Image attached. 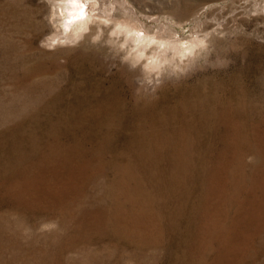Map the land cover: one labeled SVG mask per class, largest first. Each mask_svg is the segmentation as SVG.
<instances>
[{
	"label": "rangeland",
	"instance_id": "obj_1",
	"mask_svg": "<svg viewBox=\"0 0 264 264\" xmlns=\"http://www.w3.org/2000/svg\"><path fill=\"white\" fill-rule=\"evenodd\" d=\"M50 2L0 0V264H264V0H79L48 48Z\"/></svg>",
	"mask_w": 264,
	"mask_h": 264
},
{
	"label": "bare ground",
	"instance_id": "obj_2",
	"mask_svg": "<svg viewBox=\"0 0 264 264\" xmlns=\"http://www.w3.org/2000/svg\"><path fill=\"white\" fill-rule=\"evenodd\" d=\"M86 13L88 14L86 19L89 21L86 23L88 32H91L93 28H95L98 30V34H100L102 30L101 29L102 26L107 25L108 22H110V19L107 17H103V16L101 17L96 14L88 13L87 11ZM114 23L115 24L112 27L111 35L114 31H119V35H113L112 37L114 39L119 37L122 45H125L127 42L133 43V40L135 39V37H130L127 40V42L125 41V37L129 33H134L138 31L134 29L129 22L115 21ZM92 25L95 27H93ZM105 27H110V26H105ZM82 33L80 35H82ZM157 37H148L146 34H142V37H141L142 42L139 45H136L134 43L132 44L133 47L135 48V51L134 53H132L131 60L133 62H136V61H140L142 57H146L145 59L146 62L144 64H145V68L147 69H154L156 68V66L159 67V65H162L165 62H167L170 65L173 64L175 66L178 63V59L179 61L184 62V60H181V59L187 58L186 60L188 61L190 57L194 56L196 52L200 49V47L204 44L203 40L196 39V41L194 42H190L186 45H183L181 43H175V42L168 41V40H165L159 37L157 38ZM69 38H71V33H69ZM111 40L113 39L111 38ZM47 43H49V40ZM151 44L156 45V48L154 47L155 52L154 54H151L149 58H147L146 52L149 50L148 48H150ZM161 45H163V47H161Z\"/></svg>",
	"mask_w": 264,
	"mask_h": 264
},
{
	"label": "clouds",
	"instance_id": "obj_3",
	"mask_svg": "<svg viewBox=\"0 0 264 264\" xmlns=\"http://www.w3.org/2000/svg\"><path fill=\"white\" fill-rule=\"evenodd\" d=\"M86 8L87 4L81 3L79 0H51L49 3L48 21L55 29V32L45 46L52 48L57 44H75L80 39V34L87 31L86 23L89 21L86 19L88 15L85 11ZM69 33H71V38H69ZM112 35H119V31H114ZM130 37H135L133 43L136 45L142 42V33H129L125 37V41L127 42ZM96 39L98 37L93 38V40ZM123 46L121 45V47ZM133 51H135V48Z\"/></svg>",
	"mask_w": 264,
	"mask_h": 264
}]
</instances>
